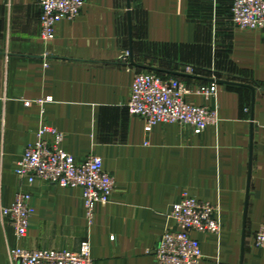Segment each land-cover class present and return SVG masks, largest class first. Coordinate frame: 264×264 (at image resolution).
I'll return each mask as SVG.
<instances>
[{"label":"crops","instance_id":"obj_1","mask_svg":"<svg viewBox=\"0 0 264 264\" xmlns=\"http://www.w3.org/2000/svg\"><path fill=\"white\" fill-rule=\"evenodd\" d=\"M232 4L86 0L45 41L40 0H0V264H13L16 247L79 251L84 241L93 264H158L155 247L185 194L220 207L221 233L195 234L200 264H264L254 243L264 224V30L235 27ZM131 35L135 63L184 81L189 101L218 108L217 124L148 129L129 112L140 69ZM212 83L214 96L195 92ZM42 126L78 160L101 157L116 189L90 223L81 188L35 182L36 212L19 238L2 210L27 187L15 170Z\"/></svg>","mask_w":264,"mask_h":264},{"label":"built area","instance_id":"obj_2","mask_svg":"<svg viewBox=\"0 0 264 264\" xmlns=\"http://www.w3.org/2000/svg\"><path fill=\"white\" fill-rule=\"evenodd\" d=\"M85 2L40 0L42 39L52 40L57 24L79 16ZM230 20L239 29L264 30V0H233ZM195 92L209 98L216 94L217 85H202ZM191 93L188 85L176 77L138 69L127 107L132 115L146 120L148 129L157 123H181L201 134L219 122L218 108L189 101ZM49 134L56 137L54 142L47 138ZM59 140L57 130L42 126L36 140L28 144L18 162L15 172L27 187L17 192L13 204L3 208L2 213L11 220L19 238L27 236L36 212L29 188L37 181L62 188H81L90 223L94 220L96 206L108 204L115 192V176L105 170L101 157L90 155L78 160L61 146ZM169 216L174 225L168 227L157 242L158 264H200L202 245L195 234L221 233L220 207L185 194L174 204ZM254 243L256 247L264 248V224L257 230ZM9 255L13 264H93L88 241L82 243L79 251L16 247L9 251Z\"/></svg>","mask_w":264,"mask_h":264},{"label":"water","instance_id":"obj_3","mask_svg":"<svg viewBox=\"0 0 264 264\" xmlns=\"http://www.w3.org/2000/svg\"><path fill=\"white\" fill-rule=\"evenodd\" d=\"M132 35H131V50H130V56H131V58H132V64L134 65V66H136L137 68H140V69H146V70H151V71H154V72H158V71H160L159 69H157V68H153V67H149V66H142V65H138V64H136L135 63V61L133 60V54H132ZM175 75H178V76H184V74H182V73H177V72H175L174 73ZM251 87V86H250ZM245 233H246V222H245V224H244V240H245Z\"/></svg>","mask_w":264,"mask_h":264}]
</instances>
